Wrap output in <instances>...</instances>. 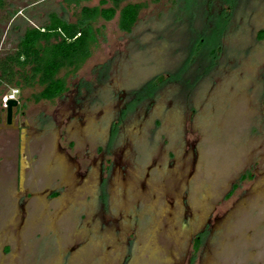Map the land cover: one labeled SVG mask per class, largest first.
<instances>
[{"label":"rangeland","instance_id":"rangeland-1","mask_svg":"<svg viewBox=\"0 0 264 264\" xmlns=\"http://www.w3.org/2000/svg\"><path fill=\"white\" fill-rule=\"evenodd\" d=\"M128 2L129 33L127 2L0 11V57L50 15L90 30L56 98L0 89V264H264V0Z\"/></svg>","mask_w":264,"mask_h":264},{"label":"trees","instance_id":"trees-1","mask_svg":"<svg viewBox=\"0 0 264 264\" xmlns=\"http://www.w3.org/2000/svg\"><path fill=\"white\" fill-rule=\"evenodd\" d=\"M113 8L98 7L82 8L84 20H90L96 15L111 19L115 8L127 2L119 9V28L129 33L137 21L144 4H132L129 0H110ZM7 0H0V11L6 8ZM101 5L105 1H101ZM49 25L45 28H27L15 50L0 57V89L8 87H40L33 94L32 100H52L64 89L58 73L62 69H75L88 55L89 28H77L68 25L51 15ZM264 36V30L259 32V38ZM264 106V96H263Z\"/></svg>","mask_w":264,"mask_h":264},{"label":"water","instance_id":"water-1","mask_svg":"<svg viewBox=\"0 0 264 264\" xmlns=\"http://www.w3.org/2000/svg\"><path fill=\"white\" fill-rule=\"evenodd\" d=\"M17 106V101L15 99H8L5 103V118L6 124L11 123L12 115H13V108Z\"/></svg>","mask_w":264,"mask_h":264},{"label":"built area","instance_id":"built-area-1","mask_svg":"<svg viewBox=\"0 0 264 264\" xmlns=\"http://www.w3.org/2000/svg\"><path fill=\"white\" fill-rule=\"evenodd\" d=\"M16 92H17V91H12L11 94H9V95L6 97V101H7L8 99H14V95H15ZM5 103H6V102H5Z\"/></svg>","mask_w":264,"mask_h":264},{"label":"crops","instance_id":"crops-1","mask_svg":"<svg viewBox=\"0 0 264 264\" xmlns=\"http://www.w3.org/2000/svg\"><path fill=\"white\" fill-rule=\"evenodd\" d=\"M51 16V15H50ZM50 16H49V19H50ZM59 19V18H58Z\"/></svg>","mask_w":264,"mask_h":264}]
</instances>
